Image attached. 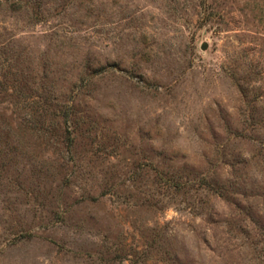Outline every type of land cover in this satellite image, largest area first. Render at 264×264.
<instances>
[{
	"label": "rangeland",
	"instance_id": "1",
	"mask_svg": "<svg viewBox=\"0 0 264 264\" xmlns=\"http://www.w3.org/2000/svg\"><path fill=\"white\" fill-rule=\"evenodd\" d=\"M0 264H264V0H0Z\"/></svg>",
	"mask_w": 264,
	"mask_h": 264
},
{
	"label": "water",
	"instance_id": "2",
	"mask_svg": "<svg viewBox=\"0 0 264 264\" xmlns=\"http://www.w3.org/2000/svg\"><path fill=\"white\" fill-rule=\"evenodd\" d=\"M206 47H207L206 45H203V46H202V49H206Z\"/></svg>",
	"mask_w": 264,
	"mask_h": 264
}]
</instances>
